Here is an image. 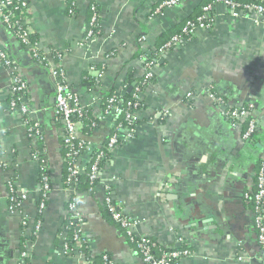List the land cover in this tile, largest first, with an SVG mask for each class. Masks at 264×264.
<instances>
[{"label": "crops", "instance_id": "0c3cea01", "mask_svg": "<svg viewBox=\"0 0 264 264\" xmlns=\"http://www.w3.org/2000/svg\"><path fill=\"white\" fill-rule=\"evenodd\" d=\"M28 1L37 48L49 64L37 63L29 48L0 22V49L13 62L12 67L0 63L5 165L0 167V264H19L23 253L30 264H89L103 253L115 264H144L125 232L107 215L108 194L137 223L136 236L164 246L186 240L195 255L179 264H264L253 209L245 199L264 154V25L257 22L258 16L233 18L225 6L217 5L212 30L196 32L192 41L159 60L153 68L156 79L143 93L144 107L135 113L140 121L136 135L113 151L93 192L77 191L88 254L80 248L66 253L72 191L65 185V132L56 118L57 80L52 71L62 67L81 105L101 119L90 137L83 130L80 137L95 149L103 148L118 124V116L103 115V95L124 96L126 81L145 75L144 55L157 50L164 34L208 0H187L161 14L155 13L159 0H97L101 31L90 41L89 0H77L73 15L68 0ZM53 53L62 54V59L54 61ZM91 67H102L104 75L98 87L88 90ZM16 71L28 83L43 144L35 145L24 116L10 111ZM210 88L225 100L224 108L210 99ZM250 103L259 123L257 136L248 143L243 126H234L222 112ZM118 133L127 135L125 130ZM37 152L46 157L52 182L42 216L40 162L33 158ZM90 162L88 155L80 159L84 169ZM9 181L27 192L21 211L10 209ZM23 217L28 218L27 227Z\"/></svg>", "mask_w": 264, "mask_h": 264}, {"label": "built area", "instance_id": "2783aa9c", "mask_svg": "<svg viewBox=\"0 0 264 264\" xmlns=\"http://www.w3.org/2000/svg\"><path fill=\"white\" fill-rule=\"evenodd\" d=\"M76 5L77 0H68ZM92 2L93 16L91 19V28L88 30L86 35V41H90L97 37L95 29L99 27L98 15L96 12L97 0H89ZM255 3L250 5H244L235 2L234 0H217V5L225 6L229 11L231 17L239 18L245 15V9H249L250 13L258 16L260 20L257 22L264 25V0L258 3L259 0H255ZM180 0H166L160 7L156 10L157 14H161L162 10H168L178 7ZM206 6L204 8V15L197 19V23H189V30H185L188 33H196L198 31H209L212 30L215 24V18L211 16V12L215 10L217 6ZM243 8V9H241ZM71 14L73 10H70ZM19 16H22L20 19ZM31 9L30 4L27 0H0V22L14 34L16 29H19L17 36L21 41L28 46L29 50L33 53L35 58L40 59L41 62H47L49 64L48 57L46 54L38 53L40 50L37 45L31 43L30 37L34 33L31 23ZM15 35V34H14ZM175 46H177L179 39L174 38ZM169 44L167 47H169ZM0 63L5 67H12L13 62L11 58L5 53V51L0 49ZM159 64H154L153 66L148 65L149 70H147L146 78H151L154 76L153 68ZM91 72L100 79L104 72L100 71L96 67H91ZM52 75L57 80L56 81V118L57 121L63 126L65 136H64V147L67 149V160L69 162V190L72 191L71 200L69 201V222L74 229L73 244L70 246L66 244L65 251L70 253L72 249L84 247L85 240H83V230L82 226L85 223V217L79 212V199L77 193V183L78 177L83 173L84 168L80 164V159L84 156H90L93 159V164L91 167V173L89 175L91 181L98 180L101 174V164L105 160L108 153L112 155L113 151L122 146L127 138H132L136 132L137 126L135 127V113L139 110H135L133 115L128 117V128L126 129L127 135L121 136L120 133H115L109 137L107 148V155L102 148L95 149L93 144L87 139L80 137L82 123L81 117L83 116L85 109L80 102V98L77 93H75L66 83V76L64 70H53ZM213 88L208 90V94L211 100L219 107L224 108L226 103L225 100L214 93ZM12 99L10 102V111L13 114H21L25 118V124L27 126L28 135L35 145H38L44 140L41 126L38 122L33 120L34 111L31 108V103L29 99V86L26 79L22 74L15 72L12 77V87H11ZM143 91L137 90L134 98L137 100L135 106L143 104ZM116 95L115 97H119ZM115 97L109 100V105L107 109L103 110V115L106 116H119L122 112L123 101L117 100ZM132 105V103H128ZM223 116L229 118L234 126H240L243 123H247V129L243 134L244 141H249L258 130V119L255 116L256 107L253 103L248 104L246 107H231L224 109L222 112ZM101 122V119H100ZM2 139L3 135L0 132V167H4V162L2 160ZM95 154V155H94ZM33 158L40 162V192H41V202L39 204V214H42L47 206L46 202L49 201L50 195L52 193V182L49 173V167L47 159L45 156H41L40 152H37ZM262 167L258 172L257 183L253 188L249 189L245 194V199L248 204L252 205L254 214V230L258 238V244L261 251L264 253V154L261 158ZM9 188V204L12 212L21 211L25 201L27 200V192H21L15 186L14 181L8 182ZM256 188V190H254ZM105 205L108 212L111 214L113 220L117 222L120 227L126 232L127 236L133 238L136 236L134 234V229L137 223L126 216L120 206H118L111 194H108L105 199ZM23 225L27 227L28 218L23 217ZM42 226V221L40 220L37 225V232L40 231ZM68 232V228H66ZM138 242L139 249L141 250L143 256L139 257L143 260L144 264H173L181 261L185 258H190L195 255V252L190 249H184L182 251L172 252L170 254H164L161 257H156L153 253V244L149 241L140 240ZM180 243V242H179ZM28 258L27 253H23L22 259ZM104 260L110 264H115V262L109 259L108 255L104 256Z\"/></svg>", "mask_w": 264, "mask_h": 264}, {"label": "trees", "instance_id": "16d2710c", "mask_svg": "<svg viewBox=\"0 0 264 264\" xmlns=\"http://www.w3.org/2000/svg\"><path fill=\"white\" fill-rule=\"evenodd\" d=\"M165 1L166 0H159L158 4L156 5L157 7L155 9V13H156V10L160 7V5L163 2H165ZM186 1L187 0H180V4L179 5L184 4ZM234 1L239 3V4H241V7H244V5H250V4L256 2L255 0H234ZM261 1L262 0H259L258 3L261 2ZM68 4H69V10H73V13H76V11H77L76 5L74 6V3L71 2V1H68ZM95 5H96V12H97V15H98V24H99L100 23V6H99L98 3H96ZM210 5H213V6L217 5V0H208V1H206L205 4L203 6H201V8L194 15L189 16L181 25H179L174 30H171L167 34H164L162 39H161L162 43L160 44V47L157 50L149 51V52H147V54L144 55V59H145L144 60L145 61V63H144L145 64L144 65V67H145V75H144V77L142 79L129 78L126 81L125 86H124V89L126 90V93H125L124 96L115 97L117 94H115L114 92H111L108 95H103V102H102L103 110L107 109V107L109 105V100L111 98H113V97H115L117 100H122L123 104H124L123 108H122V112H120V114L118 116L117 129H116V131H114L112 133V135L115 134V133H118V132H120L122 130L126 131V129H129L128 128V117H129V115H133L135 110H141L144 107V104H142V103H140V105L135 106L136 103H137V100L134 98V95L136 94L137 90H141V91L145 92L147 87L151 83L153 84V82L156 79L155 76H153L151 78H146L147 70H149L148 65L153 66L154 64H157L159 62V60L165 54H167L169 52H172L173 50H175L177 48H180V47L184 46L186 43L192 41L194 39V37H195V34L194 33L185 32V30L186 29L189 30V28H188V24L189 23H191V24L192 23H197V19L199 17L203 16L204 13H205L204 12V8L206 6H210ZM89 7H90L89 8L90 16H89V23H88V27H87V32L91 28L90 24H91V19H92V16H93V11L91 9L92 2L90 3ZM241 9H243V8H241ZM164 11L165 10H162V12H164ZM69 13H70V11H69ZM244 13L248 14V13H250V10L249 9H245ZM211 16L215 18L214 11L211 12ZM21 17L22 16L18 15L19 19ZM100 31H101L100 27H97L95 29L96 36H98L100 34ZM18 33H19V29H16L14 31V34L21 41V39L17 36ZM174 38H178L179 39V42H178L177 46H175ZM30 40H31L32 44L37 45V40H36V37H35V33H33L31 35ZM22 44L25 47H28L23 42H22ZM169 44H171V45L169 47H167ZM38 53L44 54L41 51H39ZM31 54H32L33 58L35 59V61L37 63H39L40 65H47L46 64L47 62H45V61L41 62L40 59L34 57L32 52H31ZM53 59H54V61L59 62V60L62 59V54L53 53ZM58 69L59 70H63L62 67H59ZM101 69H102V67H100L99 70L102 71ZM91 73L92 72L90 71L89 76H88L87 81H86V88L88 90H93V89H95L96 87H98L100 85L99 79L95 75H91ZM212 91L214 93H216L214 88H213ZM129 102L132 103L131 106L128 105ZM80 119H81V123H82L81 131L83 130V134L85 135V137H90L92 135V133L97 129V127L100 126V119L97 116L96 117L93 116L91 109H85V112H84L83 116ZM139 123H140L139 120H135V127L138 126ZM242 126H243V132L245 133V131L247 129V123H243ZM257 133H258V130L255 133V135L249 141H246V142H248V143L252 142L255 139V137L257 136ZM135 135H136V132L134 133L133 137ZM108 141H109V139L107 140L106 145L108 144ZM40 144H43V142H40L39 145ZM106 145L103 146L102 150H104L106 155H107L108 151H107ZM41 151L43 152V150H41ZM64 152H65V159H66V175H65L64 179H65L66 187H69V171H68L69 162H68L67 156H66L67 155V149L66 148H65ZM41 156H44L43 153H41ZM110 158H111V154L108 153V155L106 156L105 160L101 164V171L103 170V168L107 164V162L110 160ZM92 164H93V159L91 160L90 163H88V165L84 169L83 173L78 177V183H77V191L78 192H82V191H89V192L91 191V192H93L95 187H96V185H97V183H99L100 179L95 180V181H91L90 180L89 175L91 173ZM261 167H262V161H260L258 172L261 170ZM257 175H258V173H257ZM257 175H256L255 183H257V180H258V176ZM254 190H256V188H254ZM46 204H48V202H46ZM249 205L252 207L251 204H249ZM106 213H107V215H109L111 220L120 227V225L113 220V218H112L111 214L108 212L107 208H106ZM40 216H42V214H40ZM66 228H68V235H69V237H68L66 242H67L68 245L71 246L74 243L73 242L74 229L70 225L69 217H67V220H66ZM125 234H126V232H125ZM126 237L128 239V242H129L131 248L140 257H142L143 254H142L141 250L139 249L138 242H141L140 240H143V239L145 241H149L150 244L154 245L153 253H154V255L156 257H161L164 254H170V253L176 252V251H182L184 249H190L188 242L186 240H184L183 238H179L178 239L176 246H164V245L160 244L158 241L150 239V238H146V237L134 236L133 238H131V237L127 236V234H126ZM83 240H85V239L83 238ZM81 250L85 254H88L89 249H88V243L86 242V240H85L84 247ZM105 255H108L110 260L112 259V257L109 254L103 253L99 257H95V258L93 257V259L91 258V261H90L89 264H110V262L107 263L104 260V256ZM179 262L176 263V261H175L173 264H179ZM19 264H30V262H29L28 258H25V259H22L19 262Z\"/></svg>", "mask_w": 264, "mask_h": 264}, {"label": "water", "instance_id": "95a60500", "mask_svg": "<svg viewBox=\"0 0 264 264\" xmlns=\"http://www.w3.org/2000/svg\"><path fill=\"white\" fill-rule=\"evenodd\" d=\"M130 92V91H129ZM262 121H264V118L261 119ZM261 123V122H260Z\"/></svg>", "mask_w": 264, "mask_h": 264}]
</instances>
